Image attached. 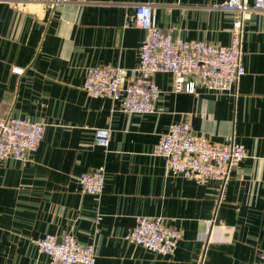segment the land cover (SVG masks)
I'll return each instance as SVG.
<instances>
[{
  "label": "crops",
  "instance_id": "crops-1",
  "mask_svg": "<svg viewBox=\"0 0 264 264\" xmlns=\"http://www.w3.org/2000/svg\"><path fill=\"white\" fill-rule=\"evenodd\" d=\"M227 1L0 0V113L44 124L28 158L0 159V264H54L34 240L66 233L93 244L95 264H254L264 251V11L243 18L236 94L195 78L194 92L175 91L173 75L157 72L155 112L140 114L82 87L89 66H118L125 84L137 77V4L152 7L163 31L174 26L173 36L225 46L239 15L224 9ZM181 121L206 141L244 144L247 157L224 183L165 173L153 146ZM98 127L109 128L106 147L94 143ZM100 166L97 199L81 192L77 176ZM139 216L179 230L173 255L124 239Z\"/></svg>",
  "mask_w": 264,
  "mask_h": 264
},
{
  "label": "built area",
  "instance_id": "built-area-1",
  "mask_svg": "<svg viewBox=\"0 0 264 264\" xmlns=\"http://www.w3.org/2000/svg\"><path fill=\"white\" fill-rule=\"evenodd\" d=\"M65 0H55L63 2ZM54 3V2H53ZM228 11H237L233 20L231 40L228 45L216 46L206 41L184 40L173 36L175 27L163 31L154 20L152 7L137 4L134 10V25L144 32L139 48L138 75L130 83L124 82V70L118 66H89L85 72L83 90L91 97L109 98L113 105L125 113H153L159 88L153 78L157 72H168L174 78V90L194 92L195 78L208 89L236 94L239 79L245 74L243 65L242 38L243 18L251 9L264 11V0H228L223 6ZM20 74L23 70L12 69ZM44 124L28 118L6 116L0 113V159H26L37 150L43 137ZM109 128L98 127L94 143L106 147L109 143ZM152 153L163 159L165 173L193 179L196 183L207 180L225 182L233 167L247 157L244 144L236 141L219 144L206 141L192 134L189 122L171 124L154 144ZM103 166L82 172L77 182L82 193L99 198L104 187ZM100 214L94 226L100 222ZM181 238L174 227L164 224L159 217L139 216L124 239L157 255H173ZM37 249L47 254L54 264H95L93 244L80 243L70 234L60 239L45 234L34 240ZM254 264H264V251Z\"/></svg>",
  "mask_w": 264,
  "mask_h": 264
}]
</instances>
